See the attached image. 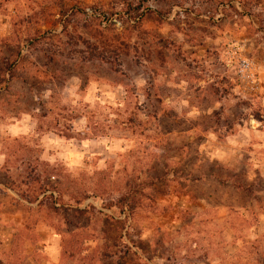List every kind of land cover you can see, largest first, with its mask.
<instances>
[{
    "label": "rangeland",
    "instance_id": "obj_1",
    "mask_svg": "<svg viewBox=\"0 0 264 264\" xmlns=\"http://www.w3.org/2000/svg\"><path fill=\"white\" fill-rule=\"evenodd\" d=\"M185 90L191 142L158 119ZM238 118L264 123V0H0V264H67L72 238L84 264H264L262 137L202 139Z\"/></svg>",
    "mask_w": 264,
    "mask_h": 264
},
{
    "label": "crops",
    "instance_id": "obj_2",
    "mask_svg": "<svg viewBox=\"0 0 264 264\" xmlns=\"http://www.w3.org/2000/svg\"><path fill=\"white\" fill-rule=\"evenodd\" d=\"M183 80V78L181 79ZM181 84L184 83V81H180ZM180 82L177 84H170V87L173 86L172 91H174V89H176V87H180L181 85ZM175 87V88H174ZM155 96L156 99L158 100V102H161L162 104L164 103H168V104H174V99L172 98V96L169 97H162L161 94L156 90L155 91ZM180 103V110H178V108H173L172 106H165L164 108L162 106H160V111H159V115H158V119L161 120V118L163 116H165L167 113L165 112L166 109H168V107H170L171 112L174 116L172 117V119H175V116L177 117V120H183V123L186 124L187 122L190 124L188 128H185L183 131L178 133L179 137H187L190 142L193 141L195 132H194V126H193V121L194 118L193 117H197L198 114V108L197 106L194 105V101L192 100V96L191 94H189V92H187V90H185V93L179 94L177 97ZM226 100V97H225ZM182 109V112H181ZM169 110V111H170ZM208 115H211V112H207ZM210 113V114H209ZM260 125V126H259ZM258 128H254L253 131H251V127H249L248 124H246L245 121H241L239 118L236 120H233L231 122H226L223 121L222 123V127L221 128H216V126H210L207 127L202 133V139L205 140L206 142L212 141L213 139H216L218 144H220L219 151H226V148H231V150L234 152H238L240 151V148H238L234 143L237 141H240V138L243 137L244 139L249 138V143H255V146H259L257 145L259 142H256L255 137L260 135V137H262L263 143H264V123L258 124ZM198 125L195 127L197 128ZM215 127V128H214ZM262 127V128H261ZM253 128V127H252ZM260 128V129H259ZM217 129V131H216ZM223 129V130H220ZM171 134V133H170ZM229 143H233L234 146H230ZM260 147L264 148V144L260 145ZM184 148L186 149L187 146H184ZM209 150H207L208 152ZM71 157H74L75 154H68ZM67 154H65V157L69 158ZM238 156V155H236ZM222 157V159H218L220 161V163H218L223 169H225L226 171H229L231 176L229 178H225V183L227 184V186L229 188H231L233 190V192L235 193V191L239 192V188L237 186V184L235 183V173L237 172L236 168L234 165L230 164L231 161L234 162L235 160V154H227L226 152H221L220 156ZM250 158V157H249ZM250 161L252 159H249ZM12 161V158L10 156H8L6 153H0V172L2 171H6L7 168L12 169V167L10 166V162ZM210 162V161H208ZM219 178V177H217ZM222 179V178H219ZM224 179V178H223ZM219 181V180H218ZM15 248H10L9 249V254L10 256L14 258H16L17 253L14 251ZM50 250L53 252V254L55 255V258L57 257V261L60 262L61 259H63L64 256V248H50ZM55 250V251H54ZM90 251H92L91 249H89L88 251H86V253H89ZM69 264H74L73 262H68ZM67 263V264H68Z\"/></svg>",
    "mask_w": 264,
    "mask_h": 264
},
{
    "label": "built area",
    "instance_id": "obj_3",
    "mask_svg": "<svg viewBox=\"0 0 264 264\" xmlns=\"http://www.w3.org/2000/svg\"><path fill=\"white\" fill-rule=\"evenodd\" d=\"M239 74L243 84L240 88L241 97L243 99L259 97L262 94V82L253 72L251 64L248 61L242 60L240 62ZM251 124L253 127H259L254 119L251 121Z\"/></svg>",
    "mask_w": 264,
    "mask_h": 264
},
{
    "label": "trees",
    "instance_id": "obj_4",
    "mask_svg": "<svg viewBox=\"0 0 264 264\" xmlns=\"http://www.w3.org/2000/svg\"><path fill=\"white\" fill-rule=\"evenodd\" d=\"M115 44V43H114ZM115 47L119 48V50L124 49V44H115ZM104 61V60H103ZM113 71V70H112ZM118 73V72H116ZM238 188H242L241 184H237ZM28 232V239L30 241H33V238L35 237V231L32 229H26ZM15 248V247H14ZM63 248H64V258L68 259L69 262H73L74 264H84V261L87 260L86 258L89 257V254H85L84 251L80 250V245L77 246V243L74 238L70 240H66V242L63 243ZM14 251L17 253L16 248ZM83 257L85 260H80L79 257ZM88 262V261H87Z\"/></svg>",
    "mask_w": 264,
    "mask_h": 264
}]
</instances>
